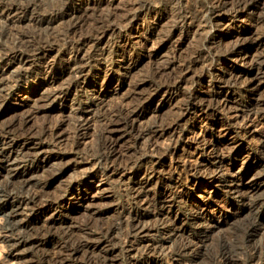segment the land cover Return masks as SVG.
Here are the masks:
<instances>
[{
	"label": "rangeland",
	"instance_id": "obj_1",
	"mask_svg": "<svg viewBox=\"0 0 264 264\" xmlns=\"http://www.w3.org/2000/svg\"><path fill=\"white\" fill-rule=\"evenodd\" d=\"M58 1L43 0L39 12L60 6L61 1ZM151 1L160 5L162 12L152 20L151 41L155 42L154 48L150 46L140 50L135 46L136 63L127 72H119L100 99L106 100L107 107L117 99H125L126 102L138 100L130 106H137L140 112L145 113L144 123L157 120L175 125L179 121L176 133H181L182 137L174 147V158L165 156L164 161L157 165L156 177L146 188H150L148 191L152 197L166 198L165 205L171 208H165V211L169 210L174 220L165 222L161 217L166 218V215L158 207L144 208L132 199V187H139L144 182L145 167L149 163L137 166L128 175L117 174L114 178L96 180L79 192L80 199L66 192L64 194L66 186L78 173L73 170V164L82 155L69 151L64 144L59 146L49 142L56 153L69 154L66 158L68 163L66 159L61 164L50 159L38 167L37 177L50 181L42 201L50 199L54 205L44 212L38 206L34 210L19 211L17 218L22 219L28 229L24 234L28 236V245H18L22 249L20 251L11 244L18 242L21 234L7 227L9 214L6 213L11 210L13 199L3 198L10 193L16 195L19 180L11 182L6 171L0 169V264H47L48 257H55L53 252L58 251L69 238L77 240L85 237L92 238L89 239L91 244L96 245L94 249L76 256V264H88L89 258L112 247L118 250L114 253L113 263L125 264V251L113 245L101 230L114 223L119 214L130 206L142 214L151 215L152 220L149 221L157 224L153 237L164 242L163 247L171 256L162 264H264V210L252 202L256 199L264 201V118L252 122L248 117L256 111L264 117V0H215L213 4L209 0ZM182 7L184 15L189 20L194 18V21L199 12L214 10L217 12L215 28L199 32L195 37L190 34L183 36L176 43L181 32L179 28L174 29V25ZM114 40L112 50L115 53L121 45L117 38ZM204 40H207L208 46L203 45ZM112 57L116 64L118 57ZM208 69L211 70L206 74L204 85L195 84L189 89L179 86L181 77L192 82L202 70ZM95 70L96 67H93L91 78ZM215 77H221L222 83L212 87L211 80ZM165 89H173L171 95L169 92L165 94ZM48 91L42 81L11 90L0 100V129L5 130L13 120L29 116L25 129L27 127L29 130L26 131L34 133L35 128L40 130L43 120H55L60 112L65 119L69 117L68 113L74 108L70 110V104L65 106L59 102L50 104ZM189 96L198 99V102L203 101L206 107L211 103L208 110L181 118L183 113L193 112L187 109ZM76 97L79 99L81 93ZM67 131L69 125L64 126V132ZM171 133L167 136L178 135ZM114 134L121 135L122 140L127 139L124 128ZM95 140L100 143V139ZM54 173L57 174L52 177ZM185 175L192 178L191 185L185 182ZM176 179L180 180L175 182ZM59 195L66 196L64 205L53 200ZM44 233L47 236H42Z\"/></svg>",
	"mask_w": 264,
	"mask_h": 264
},
{
	"label": "bare ground",
	"instance_id": "obj_2",
	"mask_svg": "<svg viewBox=\"0 0 264 264\" xmlns=\"http://www.w3.org/2000/svg\"><path fill=\"white\" fill-rule=\"evenodd\" d=\"M42 1L0 0V100L8 96L13 89L42 81L49 90L47 99L50 104L58 102L65 106L70 104V110L74 109L68 113L70 115L66 119L63 112H60L59 116L54 118L55 120L46 122L43 120L40 130L35 128L39 130L38 132L36 130L34 133L26 131L29 130L27 127L25 129L29 116L13 120L5 130L0 129V169L6 171L8 179H12L11 182L14 179L19 180L18 189L14 184L15 189L18 190L16 195L10 193L3 197L13 199L12 208L6 213L9 214L7 227L12 232L21 234V239L18 242H13L11 246L20 251L22 249H19L18 245H26L28 242V238H26L28 236L24 235L28 230L26 223L23 224V220L17 218L19 211L34 210L38 206L39 210L44 212L52 209L54 205L50 199L42 201V196L50 181L37 177L36 172L41 164L49 162L50 159L57 160V163L61 164L69 154L56 153L55 147L52 148L50 145L51 142L59 146L64 144L69 151L82 155L78 161L73 162L72 168L78 173L70 182L68 180L69 184L67 183L65 191H63L64 194L68 193L74 198L80 199L79 192L87 185L91 186L96 180L99 182L103 177L111 178L117 174L119 176L128 175V173H133L137 166L149 163L150 165L145 167L144 182H141L139 187H132V199L144 208L152 206L155 209L158 207L166 215V218L161 217V220L165 222L172 220L171 212L165 211V208H171V206L166 207V198H162V196L154 198L148 191L150 188L148 190L146 188L156 177L157 165L164 161L165 156L171 155L170 158H174L175 145L180 142L182 137L181 133H176L179 121L175 125L164 124L157 120L144 123L145 121L142 119L145 113L140 112L137 106H130L133 101L138 100L126 102L125 99H117L112 102L110 107H107L106 100L100 99V96L105 91L107 92L109 83L115 77L117 78V75L119 76V72H127L136 63L135 46L140 50H146L150 46L154 48L155 42L151 41L152 20L162 14L161 6L153 4L151 0H59L61 1L60 6L56 5L47 10L44 7L45 10L39 12ZM209 1L212 4L215 2V0ZM210 11L199 12L196 15V21H194L193 17L189 20L184 15L185 9L182 7L181 11H178L175 25L173 24L174 29L179 28L181 32L176 43H179L183 36L190 34L195 37L199 32L214 29L217 12ZM114 38H117L121 45L120 50L115 53L114 49L112 50ZM207 44V40H204L203 45L208 46ZM112 55L118 57L116 64L113 62ZM205 65L207 66V64ZM93 67H96V70L93 74L94 77L91 78ZM210 70H202L192 82L181 77L179 86H187L189 89L195 84L202 85ZM235 78L237 79V77ZM119 81L120 79L117 82ZM221 81V77H215L211 80V86L217 87L222 83ZM172 90H166L164 93L169 92L171 95ZM80 93L82 98L80 97L79 100L76 95ZM188 99L187 109H192L193 112H185L183 115L181 114V118L190 114L198 115V113L206 112L211 104L206 107L203 105V101L198 102V99L192 96H189ZM128 101H130L129 98ZM140 102L139 104H141ZM259 112L256 111L248 115L252 122L264 118ZM66 125H69V131L65 133L64 126ZM121 128L127 132L125 140H122L121 135L114 134ZM171 132L178 134L177 137H174V134L167 136ZM94 135L96 136L94 137ZM96 138L100 139V143L95 140ZM125 142L127 143L125 144ZM143 156H147L146 159ZM53 162L56 163V161ZM188 170L187 172L190 173ZM56 174L54 173L52 177H55ZM184 179L189 185L192 184V178L189 175H185ZM178 180L180 179H176L175 182ZM177 191L179 192V189ZM182 194L185 195L184 190ZM66 199V196L59 195L53 200L56 204L64 205ZM252 202L264 210V201L256 199ZM119 215L114 223L101 231L108 235L109 241L113 245L119 246L120 251H125V253L123 252L127 258L125 264H162L163 261L170 260V254L163 247L164 242L153 237L157 224H151L149 221L152 220L151 215L142 214L132 206L124 209ZM262 226L264 227V223ZM42 236H47V233ZM85 238H77V240L69 238L70 240L60 245L58 251L53 252L54 255L56 254L55 257L53 255L48 257L47 264H76L74 262L76 256L83 252L86 253L89 249H94L96 245V243L94 246L91 244L89 239L92 238ZM23 248L25 247L23 246ZM117 251L112 247L106 252L93 254L95 257L87 258V263L114 264L112 259Z\"/></svg>",
	"mask_w": 264,
	"mask_h": 264
}]
</instances>
